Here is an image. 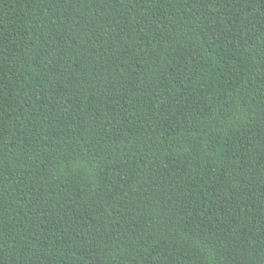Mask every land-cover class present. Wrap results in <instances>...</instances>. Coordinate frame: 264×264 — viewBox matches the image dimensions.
I'll list each match as a JSON object with an SVG mask.
<instances>
[{
	"label": "trees",
	"instance_id": "obj_1",
	"mask_svg": "<svg viewBox=\"0 0 264 264\" xmlns=\"http://www.w3.org/2000/svg\"><path fill=\"white\" fill-rule=\"evenodd\" d=\"M0 264H264V0H0Z\"/></svg>",
	"mask_w": 264,
	"mask_h": 264
}]
</instances>
